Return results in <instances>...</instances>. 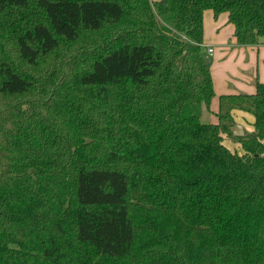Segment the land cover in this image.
<instances>
[{
	"label": "trees",
	"instance_id": "trees-1",
	"mask_svg": "<svg viewBox=\"0 0 264 264\" xmlns=\"http://www.w3.org/2000/svg\"><path fill=\"white\" fill-rule=\"evenodd\" d=\"M206 9L264 36V0H0V264H264V83L201 121Z\"/></svg>",
	"mask_w": 264,
	"mask_h": 264
},
{
	"label": "crops",
	"instance_id": "crops-1",
	"mask_svg": "<svg viewBox=\"0 0 264 264\" xmlns=\"http://www.w3.org/2000/svg\"><path fill=\"white\" fill-rule=\"evenodd\" d=\"M154 1V0H151ZM203 37L202 54L209 59L214 96L211 99L206 121H217L218 98L222 94L251 93L256 81L264 83V36L254 44H238L233 35L234 26L228 21L226 12L214 16L211 9H206L202 16ZM211 48L212 51L208 52ZM237 111V113L235 112ZM245 111L234 110V120L240 124L243 132L253 129V115ZM203 113L201 112L200 119ZM238 146L237 143H233Z\"/></svg>",
	"mask_w": 264,
	"mask_h": 264
},
{
	"label": "rangeland",
	"instance_id": "rangeland-1",
	"mask_svg": "<svg viewBox=\"0 0 264 264\" xmlns=\"http://www.w3.org/2000/svg\"><path fill=\"white\" fill-rule=\"evenodd\" d=\"M236 113H237V111H235ZM202 118H201V121H206V116H207V114H210V112L207 110V108L203 105V107H202ZM242 113H244V114H246L247 116H252V114L251 113H248V112H242ZM223 143H224V145H226L227 147H229L231 150H236L238 153H241L242 152V149H241V147L238 145V146H235L233 143H232V141L228 138V137H226V136H224L223 137Z\"/></svg>",
	"mask_w": 264,
	"mask_h": 264
},
{
	"label": "water",
	"instance_id": "water-1",
	"mask_svg": "<svg viewBox=\"0 0 264 264\" xmlns=\"http://www.w3.org/2000/svg\"><path fill=\"white\" fill-rule=\"evenodd\" d=\"M206 62H209V59H206ZM232 133L234 135H242L244 132H243V129L240 126V124H236L235 127L232 130Z\"/></svg>",
	"mask_w": 264,
	"mask_h": 264
},
{
	"label": "built area",
	"instance_id": "built-area-1",
	"mask_svg": "<svg viewBox=\"0 0 264 264\" xmlns=\"http://www.w3.org/2000/svg\"><path fill=\"white\" fill-rule=\"evenodd\" d=\"M211 51H212V49H211V48H209V49H208V52H211Z\"/></svg>",
	"mask_w": 264,
	"mask_h": 264
}]
</instances>
